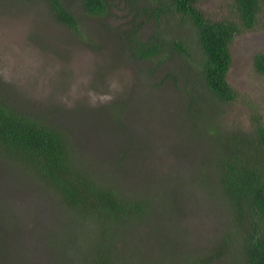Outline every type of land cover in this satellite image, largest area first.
<instances>
[{
  "label": "rangeland",
  "instance_id": "obj_1",
  "mask_svg": "<svg viewBox=\"0 0 264 264\" xmlns=\"http://www.w3.org/2000/svg\"><path fill=\"white\" fill-rule=\"evenodd\" d=\"M59 1L74 27L58 21L47 0H0V96L18 114L62 132L72 159L95 180L112 185L113 194H123L124 203L129 196L158 201L166 194L158 199L138 178L165 187L172 222L156 221L151 233L170 230L187 250L204 247L229 216L212 199L217 140L227 132L239 138L249 134L254 108L264 124V74L253 65L255 55L264 53V0H259L257 25L240 29L231 41L227 79L236 96L230 102L199 94L200 86L192 85L181 67L180 53L161 61L132 55L129 4L138 14L159 0H115L102 16L87 13L79 0ZM197 7L210 19L237 20L235 0H199ZM181 23L138 19L134 36L146 42L158 32L179 35L177 40L194 49L193 27ZM189 93L195 94L196 107H190ZM23 173L0 153V264H78L65 253L68 246L62 247L72 237L66 235L72 220L56 206V190ZM198 182L204 184L200 201L193 198ZM139 220L142 224L126 222L125 240L114 243L113 251L123 252L119 264L137 263L134 248L140 258L151 244L158 246L142 241L139 231L150 233V225ZM89 221L71 224L86 228Z\"/></svg>",
  "mask_w": 264,
  "mask_h": 264
},
{
  "label": "trees",
  "instance_id": "obj_2",
  "mask_svg": "<svg viewBox=\"0 0 264 264\" xmlns=\"http://www.w3.org/2000/svg\"><path fill=\"white\" fill-rule=\"evenodd\" d=\"M47 1L58 21L74 27L72 15L62 7L59 0ZM79 1L87 13L102 16L107 14L108 7L114 6L115 0ZM198 1L159 0L158 5L144 7L138 14L134 12L133 3H130L133 17L126 33L132 36L134 42L131 52L139 60L156 56L160 61L180 53V57L185 60L181 67L189 72L191 84L200 86L199 94L230 102L236 96L227 79L231 64V41L234 33L240 29H252L257 25L260 1L235 0L236 21L208 18L197 7ZM172 18L181 20L182 25L193 27L196 42L194 49L188 42L177 40L179 35L167 36L164 32H156L157 35L146 42L135 38V34L138 36L135 24L138 19L160 24L161 21L171 22ZM253 65L258 73L264 74V53L255 55ZM171 78H175L173 74ZM194 95L188 94L191 108L197 105ZM254 111V124L248 130L249 134L239 138L227 132L223 134V140H217L216 146H221H218L219 153L216 156V160H219L214 170L217 187L212 199L213 204L217 200L224 205L229 216L220 222L221 228L217 230L216 237L195 251L187 250L184 244L176 241L170 230H156L158 234H152L156 221L172 222L170 216L173 209L168 203L171 194L165 192V187H154L152 180L144 182L138 178L143 185L149 183L158 199L162 193L166 194L158 201L143 195L129 196L124 203L119 191L118 195L113 194L115 190L109 189L112 185L95 180L84 170L85 166L81 162L72 159L62 132L38 119L18 114L2 96L0 153L12 161L20 172L25 171L23 174L31 178L32 182L40 181L54 188L56 206L61 213L71 218V223H80L90 218L86 228L79 225L74 229L67 221L70 228L66 235L72 233V237L62 247L68 246L65 253L67 256L72 254L78 264H119L123 252L113 251L114 243L116 247L119 238L125 240L122 229L129 225L125 223L130 219L137 224H142L139 219L147 220L150 233L139 231L143 233L142 241H155L158 245L151 244L153 246L147 247L143 254L145 256L140 258L136 257L134 250L137 249L134 248L132 253L133 260L137 262L135 264H264V124L256 108ZM191 121L193 118L186 125L190 126ZM203 185L199 183L194 190V199L200 201L202 198L200 189ZM121 214L124 216L120 218ZM178 230L179 233L185 231L180 228ZM76 236L77 244L73 240ZM60 245L61 242H58L57 246ZM164 252L165 258H162ZM61 257L64 256L61 254Z\"/></svg>",
  "mask_w": 264,
  "mask_h": 264
}]
</instances>
